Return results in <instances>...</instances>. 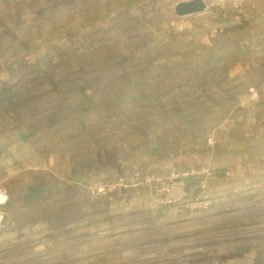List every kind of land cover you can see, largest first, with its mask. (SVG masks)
Here are the masks:
<instances>
[{
	"label": "rangeland",
	"instance_id": "rangeland-1",
	"mask_svg": "<svg viewBox=\"0 0 264 264\" xmlns=\"http://www.w3.org/2000/svg\"><path fill=\"white\" fill-rule=\"evenodd\" d=\"M187 1H0V93L23 105L0 115V140L19 130L0 199L69 185L16 209L23 235L0 236V264H264V0H203L180 20ZM193 168L206 214L154 220L146 192L90 198L134 169Z\"/></svg>",
	"mask_w": 264,
	"mask_h": 264
},
{
	"label": "built area",
	"instance_id": "built-area-1",
	"mask_svg": "<svg viewBox=\"0 0 264 264\" xmlns=\"http://www.w3.org/2000/svg\"><path fill=\"white\" fill-rule=\"evenodd\" d=\"M203 175L200 169L193 168L183 173H173L166 176L155 175L141 170H133L126 173L122 179L113 184L97 186L90 191V198L109 197L117 190L132 191L137 196L149 189L154 195H159L157 204L161 206L185 209L193 213L202 212L205 214L212 206L211 202L197 201L190 197L187 191V179L201 178ZM191 199V200H190ZM185 206V207H184Z\"/></svg>",
	"mask_w": 264,
	"mask_h": 264
},
{
	"label": "trees",
	"instance_id": "trees-1",
	"mask_svg": "<svg viewBox=\"0 0 264 264\" xmlns=\"http://www.w3.org/2000/svg\"><path fill=\"white\" fill-rule=\"evenodd\" d=\"M50 26L52 27V31L49 33V41L47 40L48 45H47L46 49L54 51L57 48V47H54V46H56V44L49 45V42H58L59 39H51L50 35L52 33H54V31H56L57 28H55V26H56L55 23L50 24ZM103 29L107 30V28H103ZM176 59L178 61V59H180V57H177ZM176 59H172V61L176 60ZM2 62H5L7 64L8 61L3 59ZM135 70L130 71L129 77H131L133 75ZM141 75H142V71L139 72V76H141ZM126 80L129 81L133 87L135 85V82L137 81L133 78H128ZM1 81H3V78H0V82ZM76 86H78V85H76ZM8 91H9L8 89L4 90V92H8ZM84 91H85V89L82 87L80 92H84ZM4 92L0 93V115H5L8 112H9L8 113L9 115H16L18 109H20L23 106L22 103H19V100L21 99L20 95H18L17 93H14L13 95L11 94L7 97H3V95H1V94H3ZM94 106L97 108L98 107L97 103H94ZM2 134L4 137H8V138L11 137L13 139V142L7 144L4 140H0V149H2V150L10 149V147L12 145H14L15 143H19V142H17L19 139V130L16 127H12V128L5 127ZM154 153H159V149H157ZM66 173L67 172L65 171L64 176ZM199 180H200L199 178L197 179L194 177L187 179V185H188L187 191L189 192L190 197L192 196V197L196 198V195L199 194L198 190L192 189V187H194V185H196L199 182ZM68 186L69 185L61 183L59 181H55L52 183H49L47 181H42L39 184H34V185L30 186L29 188H27V190L22 195L15 196L14 199L9 201V205L12 206V208L14 210L20 209L21 208L20 206L23 204H25V206L30 205V204L34 205V204L39 203L40 201H46L51 196H55V195H58L60 193L66 192L69 188ZM144 192H146L148 194L151 191L146 188V189H144ZM122 193H124V192H122ZM217 201L218 200L214 201L216 206L222 205L221 203H219ZM168 208L169 207H163V206L156 207L153 211V214H152L153 219L154 220H160L162 218L167 217L168 214H175V213H178L180 211H184V210L179 211V210H175V209H171V208L168 209ZM51 218H52V220L57 219L56 216H53ZM262 260H264V259H262Z\"/></svg>",
	"mask_w": 264,
	"mask_h": 264
},
{
	"label": "water",
	"instance_id": "water-1",
	"mask_svg": "<svg viewBox=\"0 0 264 264\" xmlns=\"http://www.w3.org/2000/svg\"><path fill=\"white\" fill-rule=\"evenodd\" d=\"M206 11L207 6L203 0H189L177 4L174 8V14L180 20L197 17Z\"/></svg>",
	"mask_w": 264,
	"mask_h": 264
},
{
	"label": "flooded vegetation",
	"instance_id": "flooded-vegetation-1",
	"mask_svg": "<svg viewBox=\"0 0 264 264\" xmlns=\"http://www.w3.org/2000/svg\"><path fill=\"white\" fill-rule=\"evenodd\" d=\"M12 216H14V218H18L17 211L9 205V202L0 206V236L2 234L16 233L18 238L23 235L22 230L18 227L19 225L13 226L14 224L11 219Z\"/></svg>",
	"mask_w": 264,
	"mask_h": 264
},
{
	"label": "clouds",
	"instance_id": "clouds-1",
	"mask_svg": "<svg viewBox=\"0 0 264 264\" xmlns=\"http://www.w3.org/2000/svg\"><path fill=\"white\" fill-rule=\"evenodd\" d=\"M134 170H135V169H134ZM132 171H133V170H132ZM121 191H124V190H121ZM115 192H116V191H115ZM115 192H114V193H115ZM124 192L134 193V192H132V191H124ZM114 193H113V194H114ZM143 193H145V192H143ZM113 194H111V195H113ZM134 194H135V193H134ZM111 195H110V196H111ZM135 195H136V194H135ZM110 196H109V197H110ZM136 196H137V195H136ZM140 196H142V193H140ZM102 198H105V197H102ZM7 200H8L7 198L0 199V206L3 205V204L6 203V202H9V201H7ZM158 206H161V205H157V207H158ZM163 207H168V206H163ZM184 207H185V206H184ZM169 208H175V207H169ZM181 210H185V209H181ZM187 211H188V210H187ZM210 211H211V207H210V209H209L206 213H208V212H210ZM206 213H205V214H206Z\"/></svg>",
	"mask_w": 264,
	"mask_h": 264
},
{
	"label": "crops",
	"instance_id": "crops-1",
	"mask_svg": "<svg viewBox=\"0 0 264 264\" xmlns=\"http://www.w3.org/2000/svg\"><path fill=\"white\" fill-rule=\"evenodd\" d=\"M167 62H170V60L169 59H165ZM140 77V76H139ZM135 84H137V83H135ZM164 140H161V141H159V140H157V143L161 146L164 142H163Z\"/></svg>",
	"mask_w": 264,
	"mask_h": 264
}]
</instances>
